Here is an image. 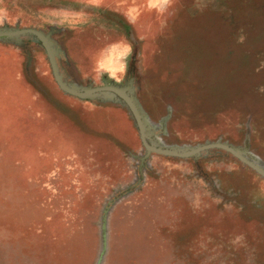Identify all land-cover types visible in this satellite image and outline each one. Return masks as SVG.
<instances>
[{
  "label": "rangeland",
  "instance_id": "rangeland-1",
  "mask_svg": "<svg viewBox=\"0 0 264 264\" xmlns=\"http://www.w3.org/2000/svg\"><path fill=\"white\" fill-rule=\"evenodd\" d=\"M0 264H264V0H0Z\"/></svg>",
  "mask_w": 264,
  "mask_h": 264
}]
</instances>
